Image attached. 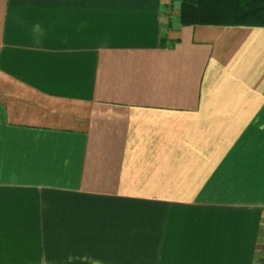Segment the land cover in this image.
Wrapping results in <instances>:
<instances>
[{
  "label": "crops",
  "instance_id": "obj_1",
  "mask_svg": "<svg viewBox=\"0 0 264 264\" xmlns=\"http://www.w3.org/2000/svg\"><path fill=\"white\" fill-rule=\"evenodd\" d=\"M181 3L0 0V264H264V25Z\"/></svg>",
  "mask_w": 264,
  "mask_h": 264
},
{
  "label": "trees",
  "instance_id": "obj_2",
  "mask_svg": "<svg viewBox=\"0 0 264 264\" xmlns=\"http://www.w3.org/2000/svg\"><path fill=\"white\" fill-rule=\"evenodd\" d=\"M181 22L264 25V0H182Z\"/></svg>",
  "mask_w": 264,
  "mask_h": 264
},
{
  "label": "clouds",
  "instance_id": "obj_3",
  "mask_svg": "<svg viewBox=\"0 0 264 264\" xmlns=\"http://www.w3.org/2000/svg\"><path fill=\"white\" fill-rule=\"evenodd\" d=\"M14 23L17 24L19 27H23L25 21L21 16H16L14 17ZM44 35H45V30L43 29L42 25L39 22L32 25L31 36L33 39V43L35 45H40L42 43V39Z\"/></svg>",
  "mask_w": 264,
  "mask_h": 264
}]
</instances>
